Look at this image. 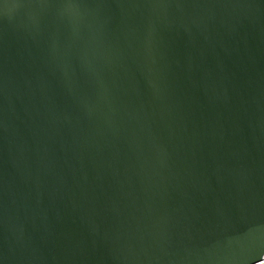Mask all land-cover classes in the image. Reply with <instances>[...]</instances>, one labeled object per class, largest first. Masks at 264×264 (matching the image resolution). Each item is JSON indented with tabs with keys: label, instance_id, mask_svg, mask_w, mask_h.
<instances>
[{
	"label": "water",
	"instance_id": "1",
	"mask_svg": "<svg viewBox=\"0 0 264 264\" xmlns=\"http://www.w3.org/2000/svg\"><path fill=\"white\" fill-rule=\"evenodd\" d=\"M0 264H264V0H0Z\"/></svg>",
	"mask_w": 264,
	"mask_h": 264
}]
</instances>
